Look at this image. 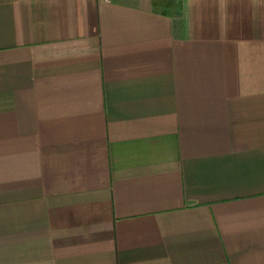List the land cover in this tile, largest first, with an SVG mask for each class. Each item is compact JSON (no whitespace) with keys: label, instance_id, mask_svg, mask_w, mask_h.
<instances>
[{"label":"crops","instance_id":"obj_1","mask_svg":"<svg viewBox=\"0 0 264 264\" xmlns=\"http://www.w3.org/2000/svg\"><path fill=\"white\" fill-rule=\"evenodd\" d=\"M0 264H264V0H0Z\"/></svg>","mask_w":264,"mask_h":264}]
</instances>
